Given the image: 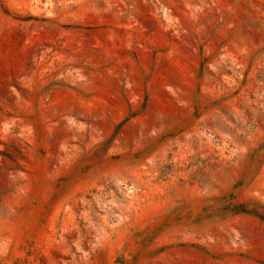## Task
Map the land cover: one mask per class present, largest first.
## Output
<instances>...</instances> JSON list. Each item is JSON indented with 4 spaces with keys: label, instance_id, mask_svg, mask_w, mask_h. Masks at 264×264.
I'll return each mask as SVG.
<instances>
[{
    "label": "rangeland",
    "instance_id": "1",
    "mask_svg": "<svg viewBox=\"0 0 264 264\" xmlns=\"http://www.w3.org/2000/svg\"><path fill=\"white\" fill-rule=\"evenodd\" d=\"M0 264H264V0H0Z\"/></svg>",
    "mask_w": 264,
    "mask_h": 264
}]
</instances>
